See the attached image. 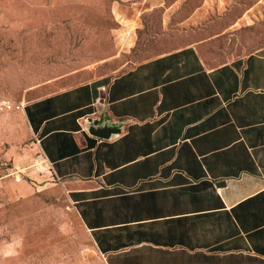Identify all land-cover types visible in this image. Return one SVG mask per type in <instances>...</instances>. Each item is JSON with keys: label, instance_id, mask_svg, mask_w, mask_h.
Masks as SVG:
<instances>
[{"label": "crops", "instance_id": "crops-1", "mask_svg": "<svg viewBox=\"0 0 264 264\" xmlns=\"http://www.w3.org/2000/svg\"><path fill=\"white\" fill-rule=\"evenodd\" d=\"M234 2L111 0L119 44L169 49L18 110L26 168L63 185L105 264H264V44L241 39L264 0ZM89 116L126 124L103 139Z\"/></svg>", "mask_w": 264, "mask_h": 264}, {"label": "rangeland", "instance_id": "rangeland-1", "mask_svg": "<svg viewBox=\"0 0 264 264\" xmlns=\"http://www.w3.org/2000/svg\"><path fill=\"white\" fill-rule=\"evenodd\" d=\"M234 1L240 13L253 0ZM34 4L31 16L0 21V95L11 100L24 102L69 85L113 76L169 49V44H119L111 0H40ZM241 39L246 44H264L262 5L255 24L242 32ZM226 51L219 44L208 53L224 55ZM19 115L18 110L0 113V169L13 165L22 169L19 176L4 177L0 185V264H105L63 185L37 178L26 168Z\"/></svg>", "mask_w": 264, "mask_h": 264}, {"label": "water", "instance_id": "water-1", "mask_svg": "<svg viewBox=\"0 0 264 264\" xmlns=\"http://www.w3.org/2000/svg\"><path fill=\"white\" fill-rule=\"evenodd\" d=\"M124 119H106L101 117L89 116L86 118V127L89 133L103 139H112L118 135L125 126ZM220 183V184H219ZM224 182H218L221 185Z\"/></svg>", "mask_w": 264, "mask_h": 264}, {"label": "built area", "instance_id": "built-area-1", "mask_svg": "<svg viewBox=\"0 0 264 264\" xmlns=\"http://www.w3.org/2000/svg\"><path fill=\"white\" fill-rule=\"evenodd\" d=\"M24 103L22 101H14L0 95V113L12 112L14 110H23ZM22 169L19 166L5 167L0 169V185L2 179L9 175L19 176Z\"/></svg>", "mask_w": 264, "mask_h": 264}, {"label": "trees", "instance_id": "trees-1", "mask_svg": "<svg viewBox=\"0 0 264 264\" xmlns=\"http://www.w3.org/2000/svg\"><path fill=\"white\" fill-rule=\"evenodd\" d=\"M107 80H108V78H105V79H104V82H106Z\"/></svg>", "mask_w": 264, "mask_h": 264}]
</instances>
